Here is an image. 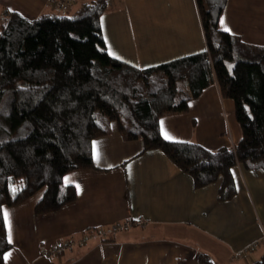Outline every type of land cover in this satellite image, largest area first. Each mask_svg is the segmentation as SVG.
Masks as SVG:
<instances>
[{
    "label": "trees",
    "instance_id": "trees-1",
    "mask_svg": "<svg viewBox=\"0 0 264 264\" xmlns=\"http://www.w3.org/2000/svg\"><path fill=\"white\" fill-rule=\"evenodd\" d=\"M77 1L70 10L78 5ZM227 0H197L207 51L149 69L109 55L101 17L109 0L84 2L72 13H43L27 20L6 11L0 28V264L13 249L4 208H16L45 189L36 216L74 203L67 175L99 171L93 143L118 126L144 152L161 151L197 189L221 182L219 201H232V170L264 169V47L245 44L218 27ZM235 102L242 139L209 151L163 138L160 121L188 113L211 85ZM201 264H215L199 255ZM256 264H264V256Z\"/></svg>",
    "mask_w": 264,
    "mask_h": 264
},
{
    "label": "crops",
    "instance_id": "crops-1",
    "mask_svg": "<svg viewBox=\"0 0 264 264\" xmlns=\"http://www.w3.org/2000/svg\"><path fill=\"white\" fill-rule=\"evenodd\" d=\"M46 1L14 0L10 6L0 0V28L10 9L27 20L53 12ZM100 21L109 55L138 69L207 51L197 0H109ZM218 27L264 47V0H227ZM162 121L172 137L166 140L209 151L234 148L242 139L235 102L224 99L216 84L190 103L188 113L163 118L160 129ZM94 143L99 171H77L64 179L76 186L74 203L36 216L44 189L19 207L4 208L13 245L5 264H201V254L215 264L261 261L264 169L235 167L237 195L221 202V182L197 189L164 153L144 152L142 141H125L115 123L110 136ZM119 225L130 227L114 232Z\"/></svg>",
    "mask_w": 264,
    "mask_h": 264
},
{
    "label": "built area",
    "instance_id": "built-area-1",
    "mask_svg": "<svg viewBox=\"0 0 264 264\" xmlns=\"http://www.w3.org/2000/svg\"><path fill=\"white\" fill-rule=\"evenodd\" d=\"M80 0H47L46 1V6L48 8H51L57 12H67L70 10V8L77 2ZM130 225H124V226H116L113 228V231L116 232L118 230H122V229H129ZM55 253L54 250L49 251L48 254H53ZM241 253H238L237 256H240Z\"/></svg>",
    "mask_w": 264,
    "mask_h": 264
},
{
    "label": "snow or ice",
    "instance_id": "snow-or-ice-1",
    "mask_svg": "<svg viewBox=\"0 0 264 264\" xmlns=\"http://www.w3.org/2000/svg\"><path fill=\"white\" fill-rule=\"evenodd\" d=\"M10 11H11V9H10ZM220 23H221L222 25L225 23V21H224L223 18H221ZM224 30H225V31H229V29H228L227 27H225ZM161 130H162V132H164V129H163V121L161 122ZM164 136H165V139H172V137L169 136V134H168L167 132H164ZM95 147H96V146H95V143H94V145H93L94 150H95ZM96 159H97V160L99 159V152H98V151H96ZM4 218H5V222H6V223H9V221H8V213H7V212L4 213ZM8 242H9V243H12V235H11V230H10V224H9ZM7 258H8V257L6 256L5 259H7Z\"/></svg>",
    "mask_w": 264,
    "mask_h": 264
},
{
    "label": "rangeland",
    "instance_id": "rangeland-1",
    "mask_svg": "<svg viewBox=\"0 0 264 264\" xmlns=\"http://www.w3.org/2000/svg\"><path fill=\"white\" fill-rule=\"evenodd\" d=\"M91 0H83L81 1L78 5H76L75 7H73L69 12L68 14H72L78 7L80 4L84 3V2H89ZM13 3H14V0H9V5L10 6H13ZM4 109H5V106H3L2 108H0V113H4Z\"/></svg>",
    "mask_w": 264,
    "mask_h": 264
}]
</instances>
